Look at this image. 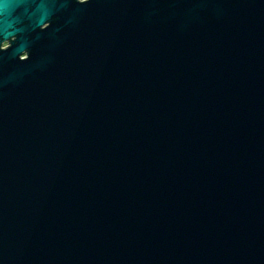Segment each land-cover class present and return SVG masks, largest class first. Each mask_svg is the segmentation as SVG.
<instances>
[{
	"label": "water",
	"instance_id": "1",
	"mask_svg": "<svg viewBox=\"0 0 264 264\" xmlns=\"http://www.w3.org/2000/svg\"><path fill=\"white\" fill-rule=\"evenodd\" d=\"M0 264H264V0H0Z\"/></svg>",
	"mask_w": 264,
	"mask_h": 264
},
{
	"label": "rangeland",
	"instance_id": "2",
	"mask_svg": "<svg viewBox=\"0 0 264 264\" xmlns=\"http://www.w3.org/2000/svg\"><path fill=\"white\" fill-rule=\"evenodd\" d=\"M3 46H5V45H3Z\"/></svg>",
	"mask_w": 264,
	"mask_h": 264
}]
</instances>
